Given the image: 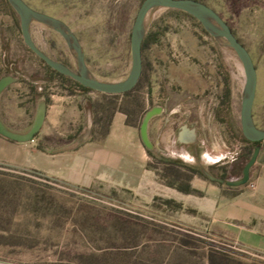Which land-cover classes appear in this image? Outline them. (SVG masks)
Returning a JSON list of instances; mask_svg holds the SVG:
<instances>
[{"label":"rangeland","instance_id":"rangeland-1","mask_svg":"<svg viewBox=\"0 0 264 264\" xmlns=\"http://www.w3.org/2000/svg\"><path fill=\"white\" fill-rule=\"evenodd\" d=\"M23 1L36 13L54 18L68 29L89 76L105 83L126 79L132 66L131 27L143 0ZM198 1L226 22L250 54L257 72L253 119L257 128L263 130L264 0ZM146 21L149 26L153 23L158 27L161 37L154 49L142 53L143 76L133 90L139 97L133 108L138 117L136 122L139 126L146 112L142 113L145 104L142 107L139 103L142 102L139 94L151 89L155 94L159 92L154 102L162 106L165 115L172 109L175 113L166 128L174 127L171 147L166 152V146L159 141L161 163L150 153L149 166L158 169V180L164 185L185 187L196 175L225 190L226 187L203 177L201 170L209 172L216 165L226 167L246 145L245 160L236 173L239 176L252 154L253 146L243 142L240 130L245 83L242 65L223 38L213 37L196 20L183 14L154 9ZM29 30L34 44L46 56L73 72L80 70L75 50L53 25L32 20ZM156 60L166 61L170 68L159 67ZM7 63L26 78L36 75L42 79L44 75L42 63L23 43L15 9L6 0H0V75ZM56 87L40 83L34 90L47 94ZM33 116L34 112L24 130ZM159 120L155 117L153 123L158 124ZM183 124L195 126L200 141L207 138L208 144L200 150L207 157L187 158L174 142ZM262 145L264 148V142ZM220 154L221 159L217 156ZM126 197L69 189L0 165V264H208L205 258L208 244L230 252L237 263L264 264L263 260L216 238L195 212L186 211L190 225L176 220L173 227H166L151 220L150 208L143 214L137 208L122 206L129 201ZM172 198L194 209L201 210L204 205L198 197L172 194ZM166 203L156 200L153 205Z\"/></svg>","mask_w":264,"mask_h":264},{"label":"crops","instance_id":"crops-1","mask_svg":"<svg viewBox=\"0 0 264 264\" xmlns=\"http://www.w3.org/2000/svg\"><path fill=\"white\" fill-rule=\"evenodd\" d=\"M155 47V44H151L145 50L150 51ZM156 61L159 67L166 66V61ZM16 79V83L0 96V119L9 129L24 133L30 127L24 130L39 100L35 99V88L31 90L25 81ZM52 84L57 87L44 94L46 114L40 131L32 142L22 144L0 137V165L77 191L127 196L129 201L122 206L137 208L143 214H147L145 209L150 208L151 220L166 227H173L176 220L180 224L190 225L187 219L190 215L186 211L195 212L213 230L216 238L264 261L263 142L260 143L261 150L246 185L224 190L194 175L189 185L200 195H183L162 184L158 180V170L149 166L150 152L141 142L140 125L136 122L138 117L133 112L139 99L137 93L105 95L80 89L73 83L65 85L54 81ZM155 93L151 89L139 94L142 100L139 103L142 107L145 104L142 113L156 106L162 107L154 102V98L159 96V92ZM159 118L158 124L153 123V119L149 122L148 137L152 143L155 138L159 139L168 152L173 127H168L172 130L166 129L169 124L167 116ZM184 126L187 133H194V139L192 142L182 140L178 143V135ZM196 129L195 126L183 124L174 137V142L191 159L207 157L206 153L200 151L208 144L207 138L204 142L200 141ZM191 145L199 147L197 155L192 153ZM221 154L217 155L220 159ZM172 194L198 197L204 202L203 208L199 210L183 205L173 199ZM156 200L180 204V213H176L174 205H153ZM132 202L136 205H132Z\"/></svg>","mask_w":264,"mask_h":264},{"label":"water","instance_id":"water-1","mask_svg":"<svg viewBox=\"0 0 264 264\" xmlns=\"http://www.w3.org/2000/svg\"><path fill=\"white\" fill-rule=\"evenodd\" d=\"M15 9L19 17V28L24 45L27 49L42 61L47 67L56 73L67 77L87 88L91 91L105 95H122L130 92L137 85L142 74V41L149 27L146 18L154 9L176 10L195 19L210 35L213 37L223 38L226 46H228L236 55L242 65L245 83L244 93L241 98L240 105V130L243 138L253 144L264 142V129L256 127L253 119V106L257 90V72L253 60L246 48L238 42L232 34L228 25L223 19L209 6L195 0H143L141 3L130 32V55L132 66L126 79L120 83L100 82L85 72V64L83 56L79 52L74 37L69 33L68 29L54 18L40 15L29 8L23 0H6ZM32 20L44 21L51 24L55 29L66 37L71 48L76 52V59L80 66L78 72L71 71L62 63L56 62L46 56L34 44L29 26ZM17 79L12 75H5L0 78V96L11 85L15 84ZM162 107H153L147 111L141 121L139 127L140 139L148 152L154 151V144L148 137L149 122L163 113ZM46 114V101L40 99L35 106L34 117L29 129L24 133H18L9 129L0 119V137L14 143L22 144L32 142L34 136L40 131ZM179 139L183 141H193L194 133L186 132V126L182 127ZM261 150L260 145H256L248 161L241 170V175L236 180H223L210 176L204 171L201 174L214 183L223 184L229 188H237L248 183L250 170L257 161Z\"/></svg>","mask_w":264,"mask_h":264},{"label":"trees","instance_id":"trees-1","mask_svg":"<svg viewBox=\"0 0 264 264\" xmlns=\"http://www.w3.org/2000/svg\"><path fill=\"white\" fill-rule=\"evenodd\" d=\"M195 1H198V0H195ZM198 2L205 4L204 2H201V1H198ZM167 11L177 12V13L183 14L186 17L191 18L192 20H195L192 17L186 15L185 13H182V12H179V11H176V10H167ZM160 37H161V31L158 29V27L155 24L152 23L149 26V28L147 29V32H146V34H145V36L143 38L142 47H141L142 53L144 52L145 49H148V46H150L151 44H155V45L159 44ZM40 62L42 63V65L44 67V73H43L44 75H43L42 79L38 78L36 75H34V76L30 77V78L23 77L22 75H20L16 71L12 70L10 67H8L9 63H7L6 65H3L5 67V70L0 75V78L5 76V75H12V76H15V77L19 76L20 77L19 79L22 80V81H25L30 86L31 90L34 89V86H36V85H38L40 83L41 84L42 83L46 84V83H52L54 81L61 82L63 80H67V81L72 82L73 84H75L80 89L90 91L89 89L84 88V87L80 86L79 84L75 83L71 79H69L67 77H64V76L56 73L55 71L51 70L42 61H40ZM143 66H144V62H143V55H142V74H141V77L143 76V70H144ZM21 76H22V78H21ZM141 77H140V79H141ZM140 79H139V81H140ZM139 81H138V83H139ZM138 83H137V85H138ZM136 86H135V88H136ZM135 88L133 90H135ZM133 90H131L130 92H127L125 94L129 95L131 92H133ZM35 99L37 101L40 100V99H45V95L43 93H37V95H35ZM243 142L249 143V142L245 141L244 139H243ZM151 168L153 170H156V168H154V167H151ZM188 171L193 172V173L195 172L192 169H188ZM165 185L170 187V188L175 189L176 191H178L179 193H181L183 195H200L199 192H196L195 190H193L190 187L189 183L185 187L176 186L174 184H165ZM172 202L173 201H167L166 204H172ZM174 208H175V211L181 210V206L180 205H174ZM189 238L192 239L193 237H189ZM205 258H206V261H207L208 264H240V263H237V262L234 261V259L232 257V254L230 252L225 251V250H223L221 248L215 247V246L210 245V244L207 245Z\"/></svg>","mask_w":264,"mask_h":264},{"label":"flooded vegetation","instance_id":"flooded-vegetation-1","mask_svg":"<svg viewBox=\"0 0 264 264\" xmlns=\"http://www.w3.org/2000/svg\"><path fill=\"white\" fill-rule=\"evenodd\" d=\"M175 113H174V109L172 110H169V113H166V115L168 116V118L170 119L171 116H173ZM165 115V112L163 111L162 115L160 116H166ZM158 116V117H160ZM257 127V126H256ZM174 129V127H173ZM243 137V136H242ZM244 139V138H243ZM245 140V139H244ZM179 141H182L179 139V135H178V143H180ZM246 141V140H245ZM185 142H192V141H186ZM245 143V142H244ZM153 144H154V151L152 152V156L153 158L157 161V162H160L161 163V160L159 158L160 156V153H161V147H160V142H159V139H156L153 141ZM247 145H252L253 149L256 145L258 144H253V143H245ZM260 145V144H259ZM246 145L242 146V150L236 155V157L233 159V161L227 165L226 167L223 165H216L215 167L211 168L209 170V172H206L204 170H201V171H204L206 172L207 174H209L210 176L212 177H215V178H220V179H223V180H226V178L228 179H235V178H239V176H237V170L239 168V166L244 162L245 160V154H246V149H245ZM191 148H192V153L197 155L198 151H199V147L195 146V145H191ZM248 161V160H247ZM245 165V164H244ZM202 175V174H201ZM203 176V175H202ZM204 177V176H203ZM237 178V179H238ZM218 184V183H217ZM220 186H224L226 187L225 185L223 184H219ZM226 188H229V187H226Z\"/></svg>","mask_w":264,"mask_h":264}]
</instances>
